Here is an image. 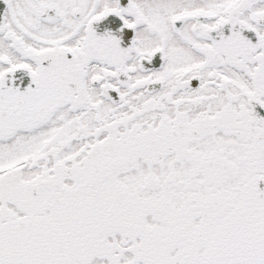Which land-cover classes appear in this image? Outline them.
I'll use <instances>...</instances> for the list:
<instances>
[{"label":"snow or ice","instance_id":"snow-or-ice-1","mask_svg":"<svg viewBox=\"0 0 264 264\" xmlns=\"http://www.w3.org/2000/svg\"><path fill=\"white\" fill-rule=\"evenodd\" d=\"M0 6V264H264V0Z\"/></svg>","mask_w":264,"mask_h":264},{"label":"flooded vegetation","instance_id":"flooded-vegetation-1","mask_svg":"<svg viewBox=\"0 0 264 264\" xmlns=\"http://www.w3.org/2000/svg\"><path fill=\"white\" fill-rule=\"evenodd\" d=\"M0 7H2V6H0Z\"/></svg>","mask_w":264,"mask_h":264}]
</instances>
